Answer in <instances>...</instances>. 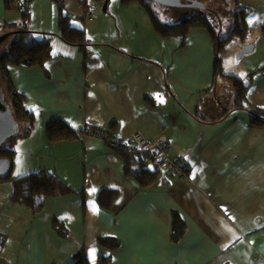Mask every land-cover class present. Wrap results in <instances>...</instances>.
<instances>
[{
	"label": "crops",
	"instance_id": "0c3cea01",
	"mask_svg": "<svg viewBox=\"0 0 264 264\" xmlns=\"http://www.w3.org/2000/svg\"><path fill=\"white\" fill-rule=\"evenodd\" d=\"M94 1L100 2L31 0L22 20L16 0H0L6 29L26 25L37 40L54 34L44 66H8L33 125L15 141L12 177L0 179V264H74L81 251L88 264H264V121L256 118H264L263 49L237 75L248 85L240 97L236 74L215 73L216 44L207 28H190L174 47L171 36L154 40L140 1L108 0L111 13L88 20L86 5L99 10ZM228 1L249 10L248 39L261 36L264 0ZM120 6L136 14H118ZM61 15L84 28L82 45L59 36ZM257 43L243 44L252 52ZM56 120L80 136L50 141L46 126ZM88 125L120 138L140 130L164 139L187 176L165 172L140 188L125 174L124 158L84 132ZM40 170L74 191L49 197L36 214L11 197L14 179ZM104 189L119 191L108 207L99 201Z\"/></svg>",
	"mask_w": 264,
	"mask_h": 264
},
{
	"label": "trees",
	"instance_id": "16d2710c",
	"mask_svg": "<svg viewBox=\"0 0 264 264\" xmlns=\"http://www.w3.org/2000/svg\"><path fill=\"white\" fill-rule=\"evenodd\" d=\"M105 1V0H99ZM129 1V0H123ZM143 6H145L149 13L150 17L160 33L164 34L163 36H171L174 34H181L183 36L182 42L185 40L188 31L191 27L202 26L207 28L211 35L215 38V33L213 28L209 24V19L202 13L195 14L191 17H185L178 24H165L161 22L155 15L153 9H151V1L153 0H138ZM154 2V1H153ZM27 11V10H26ZM249 10L247 8L238 9L235 12L234 27L229 34V37L233 34H237L239 37L244 38L248 32V25L246 22V16ZM27 12H24V18H27ZM25 18V19H26ZM60 37L65 41L82 45L86 39V33L84 28L77 27L72 24L71 19L67 15H61L60 18ZM11 29V28H10ZM10 29L0 25V35L3 33L9 32ZM264 30V28H263ZM11 34H18L17 37L11 42L8 48H4L0 52V73L2 79L6 85V93L3 91V95L6 103L11 108L13 116L17 123L22 119H27L30 121V125L25 129H22V132H17V134L7 142L10 144L9 147L4 146L0 147V158H8L11 160L12 164L16 156V149L14 148L15 141L18 139V136H28L31 131V126L33 125V116L32 112L27 111L23 107V95L16 91L14 83L11 79V75L8 70L9 65H15L20 67H31L34 65L44 66L46 61L53 56L52 45L50 42L51 36L54 34H45V39L36 40L34 37H31L28 29H21L14 27ZM10 34V35H11ZM9 35V36H10ZM227 37V38H229ZM225 38V40L227 39ZM4 42V41H3ZM2 42V43H3ZM1 43V44H2ZM216 44V42H215ZM223 48L222 43H217L216 46V60H215V73L216 75H221L222 73V58H221V49ZM233 79V84L238 89V94L240 97H244L245 90L248 85L245 84L244 80L238 76H231ZM256 118L260 121H264L263 117L256 115ZM47 135L50 141H61L63 139H75L80 136V133L71 129L64 121L56 120L47 124L46 126ZM109 131V130H108ZM86 133V130L84 129ZM111 134L112 132L109 131ZM114 134V133H113ZM107 145V144H105ZM111 147L110 145H107ZM113 148V147H111ZM116 150L125 161L124 172L127 176L132 177L139 184L140 188H148L159 178V170L155 169L148 159L142 158L136 151H126L120 148H113ZM11 175L2 177L0 179H8ZM74 190L68 187L60 178H58L54 173L46 170H40L31 172L27 175L20 176L14 179V190L12 194V200L14 202L24 204L29 206L34 213L40 212L46 203V200L49 197L58 196L62 194H67L73 192ZM119 191L116 189H104L99 196V201L104 206H111L114 200L117 198ZM178 223V220L176 221ZM181 225V224H180ZM180 226L174 227L173 238L177 235L178 228ZM54 228L59 232H65L66 229L63 223L60 221H54ZM99 242L103 245H107L111 248H116L119 246V241L113 237H100ZM89 260L87 256L81 251L78 253L77 260L74 264H88Z\"/></svg>",
	"mask_w": 264,
	"mask_h": 264
},
{
	"label": "rangeland",
	"instance_id": "374dc122",
	"mask_svg": "<svg viewBox=\"0 0 264 264\" xmlns=\"http://www.w3.org/2000/svg\"><path fill=\"white\" fill-rule=\"evenodd\" d=\"M113 1H118V0H112V3H113ZM182 1L187 2V0H182ZM197 1L204 3L206 8L200 9V8H194V7H188V6L170 7V6H165V5L159 4L157 2H153V1H151L150 5H151V9H153L156 17L161 22H163L165 24H178L179 21H181L183 18L191 17V16L198 14V13H202L205 16H207L209 19V24L213 28L214 33H215L216 46H217V43L223 44V48L221 49V52H220L221 58H222V66H223L221 76L224 77V75H226V73H230V72H231L230 75L236 74L233 76H237V75L241 74L244 67L248 66L246 64L250 65V61L253 60V55L254 56L259 55V53L262 52V49L264 52V36H263L264 30H263V34H261V36L255 37L254 39H252L254 41H250L251 39L250 38L248 39V37H247L249 30L247 32V35L244 38L239 37L237 34H233L232 36L229 37V34L231 33V31L234 27V23H235V19H234L235 12H237L238 9L246 8V7H244V6L238 7L237 5L233 6L229 3L228 0H226L224 2L222 0H197ZM96 4H97L99 10H94L95 11L94 17H97V14H99V13H104L103 12L104 2L100 1V2H97ZM108 4H109V1H108ZM128 6L130 7V5H128ZM124 7L125 6H120V9L117 13L118 14H124V13L125 14H132V13L136 14L135 11H131L128 9L123 10ZM18 10H19L20 16L23 20V12H26V10H24L22 8H20ZM143 11H144L146 17H150L149 14L146 12V10H143ZM107 13H111V12L106 11L105 14H107ZM24 20H26V19H24ZM21 22H23V21H21ZM147 22L149 23L148 18H147ZM152 23H153V21H152ZM24 26H26V25H23V24L20 25L18 23L19 28L25 29L26 27H24ZM153 26H154V29L156 30V32H154V34H155L154 40H156L157 37L159 38L160 35L163 36L164 34L160 33V31L156 29L155 25H153ZM194 27H202V26H194ZM191 28H193V27H191ZM10 31H12V30H10ZM17 35L18 34H11L0 45V52L4 48H8L9 45L11 44V42L17 37ZM166 37L168 38V37H170V35L166 36ZM227 37H229V38H227ZM182 38H183V36L181 34L171 35V39H172V41H174V47H177V44L180 43V41H182ZM225 38H227V39L225 40ZM260 39H261V41H260ZM255 41H258V43H257L258 49L256 51L254 50L252 52H248L239 58V56H238L239 51L245 45L243 43L244 42L245 43H250V42L253 43ZM241 76H243V75H241ZM223 81L224 80H219L220 85H219L218 92L219 93L221 92V94L224 97L225 95H228V91H225L223 89L225 86ZM229 83H232V82H229ZM0 89L4 93H6V85L2 79L1 73H0ZM26 122H29V121H27V119H22L18 122V128L20 127L19 132H22V129L25 128V126L27 125ZM18 138H22V136H18ZM9 145L10 144L8 142H6L4 144V146H7V147H9ZM21 153H20V155H21ZM16 155H17V149H16ZM15 158H16V156H15ZM21 158L23 159L24 156H20V159ZM14 172L16 173V171H14ZM14 172H13V176H15Z\"/></svg>",
	"mask_w": 264,
	"mask_h": 264
},
{
	"label": "built area",
	"instance_id": "2783aa9c",
	"mask_svg": "<svg viewBox=\"0 0 264 264\" xmlns=\"http://www.w3.org/2000/svg\"><path fill=\"white\" fill-rule=\"evenodd\" d=\"M31 0H16L19 7L28 10ZM93 3L86 5L85 18L93 19L94 10ZM86 133L113 148H120L126 151H136L139 155L148 159L152 166L159 170V178H163L165 172H169L179 177L187 176V170L181 162L170 156L168 153V143L160 138L157 140L150 139L140 130H135L128 138H120L115 134H111L107 128L88 125L85 127Z\"/></svg>",
	"mask_w": 264,
	"mask_h": 264
},
{
	"label": "water",
	"instance_id": "95a60500",
	"mask_svg": "<svg viewBox=\"0 0 264 264\" xmlns=\"http://www.w3.org/2000/svg\"><path fill=\"white\" fill-rule=\"evenodd\" d=\"M159 4L170 6V7H194L205 9L206 6L204 3L197 0H187L183 2L182 0H153ZM108 0L104 1L103 10H107ZM13 31H9L0 35V45L5 41ZM253 46L251 44H245L242 49L239 51V58L250 52ZM18 132V123L15 120L11 108L5 101L2 90L0 89V147L7 142L8 139L15 136ZM12 172V162L8 158H0V176L6 177L9 176Z\"/></svg>",
	"mask_w": 264,
	"mask_h": 264
}]
</instances>
